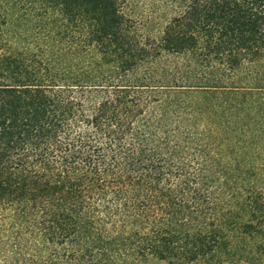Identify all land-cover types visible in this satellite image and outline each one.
Listing matches in <instances>:
<instances>
[{"label":"trees","instance_id":"trees-1","mask_svg":"<svg viewBox=\"0 0 264 264\" xmlns=\"http://www.w3.org/2000/svg\"><path fill=\"white\" fill-rule=\"evenodd\" d=\"M152 4L0 0V264H264V0Z\"/></svg>","mask_w":264,"mask_h":264},{"label":"rangeland","instance_id":"rangeland-1","mask_svg":"<svg viewBox=\"0 0 264 264\" xmlns=\"http://www.w3.org/2000/svg\"><path fill=\"white\" fill-rule=\"evenodd\" d=\"M155 0H134V5L128 10L132 16H141V14H146L147 9H149L154 3ZM261 66L263 64H260Z\"/></svg>","mask_w":264,"mask_h":264}]
</instances>
